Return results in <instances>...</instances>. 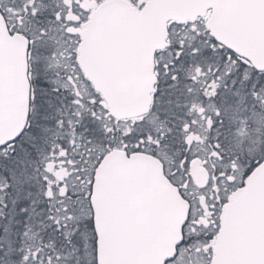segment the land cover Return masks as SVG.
I'll use <instances>...</instances> for the list:
<instances>
[{
    "label": "snow or ice",
    "instance_id": "obj_1",
    "mask_svg": "<svg viewBox=\"0 0 264 264\" xmlns=\"http://www.w3.org/2000/svg\"><path fill=\"white\" fill-rule=\"evenodd\" d=\"M0 264H264V0H0Z\"/></svg>",
    "mask_w": 264,
    "mask_h": 264
}]
</instances>
